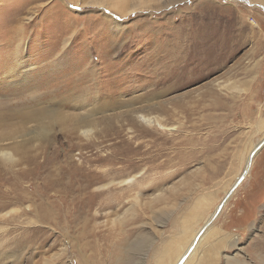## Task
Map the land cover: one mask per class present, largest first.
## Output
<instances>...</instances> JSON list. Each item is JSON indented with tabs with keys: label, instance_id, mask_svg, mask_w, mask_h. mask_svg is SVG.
<instances>
[{
	"label": "rangeland",
	"instance_id": "rangeland-1",
	"mask_svg": "<svg viewBox=\"0 0 264 264\" xmlns=\"http://www.w3.org/2000/svg\"><path fill=\"white\" fill-rule=\"evenodd\" d=\"M99 1L0 0V63L91 131L5 143L0 264H264V0Z\"/></svg>",
	"mask_w": 264,
	"mask_h": 264
},
{
	"label": "bare ground",
	"instance_id": "bare-ground-1",
	"mask_svg": "<svg viewBox=\"0 0 264 264\" xmlns=\"http://www.w3.org/2000/svg\"><path fill=\"white\" fill-rule=\"evenodd\" d=\"M155 1L161 2L160 5L157 7H153L154 5L152 7L147 5ZM175 1L176 0H100L99 2L106 4V7L115 10L122 16L127 17L128 15L134 14V12L141 11L146 5L148 6L146 8L150 7L151 9L157 11L163 6L170 4V2ZM12 55H14V58L11 57ZM3 56L4 58L2 60H4V63H0V75L4 74V79H0V94H16L19 96L22 93V89H26L28 95L27 97H24L23 102L29 106H22V97L14 98V101L0 102V155L9 156L10 153H8V150L10 148L6 147L7 144L5 143L16 140L17 138L21 139V142L17 145L15 143V146H12H14L17 151L20 150L23 143L22 137H24V134L22 135V124L25 126L33 124L34 129L31 128L33 131L31 134L38 137V139L39 136H41L42 139V136H46L50 133L52 126H55L57 121L64 122L60 125H65L68 120H72L73 125L71 127V132L73 130L81 131L85 135L91 132L87 129L90 123V120H87L90 118L89 116L87 118H82L81 120L78 119L79 121L77 120L76 125L75 122L77 118L75 116L63 117L59 114L58 110L62 104L61 101H59V96L63 95L62 91L61 95L56 94L55 97V95L52 94V91L50 92L49 87H47L49 84H45L46 82L41 83L39 86L33 80L32 83H30L33 73L30 70L22 72V68H24L21 61L22 49L19 46L16 48L11 47L10 49L6 48L3 51ZM5 69H7L6 72H4ZM78 81L80 84L77 85V87L82 86L80 78ZM46 101H48L49 104ZM137 116L143 124L150 126L158 125L161 127L160 121L155 117L150 118L144 113H140ZM9 128H16V130L12 131L10 129L9 131L12 132H6L5 130ZM260 147L261 145H257L252 152L256 153ZM205 233L206 232L201 233L198 236V239L196 242H193L189 250H193L200 243V241L204 238Z\"/></svg>",
	"mask_w": 264,
	"mask_h": 264
}]
</instances>
